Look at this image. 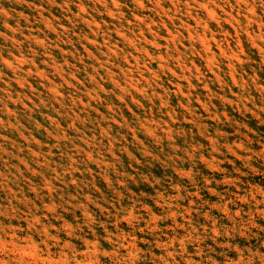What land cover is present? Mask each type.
<instances>
[{
	"label": "rangeland",
	"instance_id": "obj_1",
	"mask_svg": "<svg viewBox=\"0 0 264 264\" xmlns=\"http://www.w3.org/2000/svg\"><path fill=\"white\" fill-rule=\"evenodd\" d=\"M0 264H264V0H0Z\"/></svg>",
	"mask_w": 264,
	"mask_h": 264
}]
</instances>
